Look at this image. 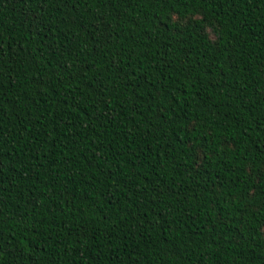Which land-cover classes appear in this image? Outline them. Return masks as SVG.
<instances>
[{
    "label": "trees",
    "instance_id": "16d2710c",
    "mask_svg": "<svg viewBox=\"0 0 264 264\" xmlns=\"http://www.w3.org/2000/svg\"><path fill=\"white\" fill-rule=\"evenodd\" d=\"M0 264H264V0H0Z\"/></svg>",
    "mask_w": 264,
    "mask_h": 264
}]
</instances>
